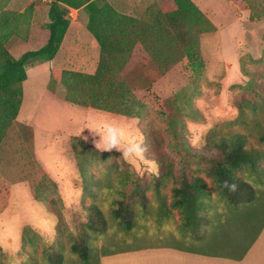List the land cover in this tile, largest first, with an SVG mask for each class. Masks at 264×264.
I'll list each match as a JSON object with an SVG mask.
<instances>
[{
  "label": "rangeland",
  "instance_id": "374dc122",
  "mask_svg": "<svg viewBox=\"0 0 264 264\" xmlns=\"http://www.w3.org/2000/svg\"><path fill=\"white\" fill-rule=\"evenodd\" d=\"M192 1L215 28L214 32L199 37L202 69L193 71L187 60L182 59L155 80L156 72L149 61L132 59L117 75L125 82L131 97L143 103L141 119L70 106L60 92L49 90L47 64L27 69L23 103L0 145V264H48L44 252L51 246L62 255L61 264H96L101 253L157 244L203 253L235 254L257 234L264 220V142L259 140L264 131V106L254 108L251 104L259 105L255 94L264 85V0H238L242 10L230 0ZM23 2L25 5L27 0ZM162 2L135 0L116 4L128 14L146 20L143 16L147 9L155 11ZM17 31L13 41L28 36L25 24L21 23ZM84 35L92 39L87 30ZM93 51L99 55L98 47ZM242 70L255 74L252 84ZM148 85L149 91H145ZM169 98L172 110L167 117L172 121L183 119L184 136L194 153L201 152L210 136L218 139L234 134L245 135L247 148L262 152L256 171L248 168L238 173L254 189V200L238 208L230 207L220 195L216 182L205 173L206 164L197 163L196 157L187 159L190 169L207 183L210 194L206 215L211 220L201 231H182L178 211L169 207L175 181L170 175L164 178L160 175V162L166 165L169 156L174 161L171 168L177 169L181 157L174 150V141L165 133L168 122L158 109ZM241 103H246L242 123L235 120L236 107ZM189 106L200 112L201 119H192L186 112ZM24 125L31 128L33 140L30 129L21 128ZM142 132L161 135L163 146L159 150L163 160L156 158L152 142H145ZM74 136L100 151H115L112 158L89 170L92 182L86 191L83 189L86 182L80 177L71 151L70 139ZM126 170L140 179V189L147 198L146 208L139 200L127 198L131 186L128 181L123 183L122 172ZM45 175L57 184L58 190L46 193L55 202L54 209L60 215L58 222L34 199L35 188ZM90 193L94 198L89 197ZM122 198L133 203L135 223L130 231H125L112 215L115 201ZM162 199L166 200L170 217L158 213ZM90 203L101 210L106 229L96 236L86 230L90 256L84 262L71 252L70 246L76 241L77 228L87 223L83 209ZM25 227L39 235L36 247L22 245ZM55 229L61 234L57 235Z\"/></svg>",
  "mask_w": 264,
  "mask_h": 264
},
{
  "label": "trees",
  "instance_id": "16d2710c",
  "mask_svg": "<svg viewBox=\"0 0 264 264\" xmlns=\"http://www.w3.org/2000/svg\"><path fill=\"white\" fill-rule=\"evenodd\" d=\"M48 1L49 22L43 26L49 32L46 43L41 48L27 51L16 59L8 51V42L17 36L21 23L25 24L28 30L34 3L27 6L22 13H17L6 9L10 0H0V145L18 115L22 102V83L27 77L26 68L49 62L54 58L69 25L68 8L75 10L83 8L87 14L86 29L96 40L100 57L93 74L51 69L50 88L53 87L52 84H61L64 88L63 100L67 104L129 118L141 119L145 108L143 103L131 97L125 82L117 76L130 63L129 61L132 59L149 61L156 72L155 80L167 74L182 59H186L190 68L197 72L204 67L199 51V37L215 31L212 23L192 0H163L155 11L147 9V16H143L146 20L121 14L106 0ZM230 2L242 10V4L238 0ZM242 73L249 77V84H252L255 74L244 70ZM151 83L153 84V81ZM150 86H146L145 91H149ZM255 96L259 100V105L251 104V107H263L264 85L263 90ZM170 98L176 99L177 96ZM170 98L160 103L161 107L158 109L160 116L168 122L165 133L174 141V150L176 149V154L181 157L179 167L175 169V166L171 168L174 161L167 156L166 165H161V162L158 164L160 175L163 178L170 175L175 181V186L171 189L172 201L169 207L178 211L182 220V231H201L211 220V217L206 215L210 208V194L207 183L202 177L195 175L187 159L196 157L197 163L206 164L205 173L216 182L220 195L230 207L238 208L254 200L253 187L242 180L238 173L248 168L256 171L262 152L247 148L245 135L234 134L218 139H212L210 136L201 152L194 153L196 151H193L194 148L188 144L184 136L183 119L179 117L172 121L167 117V113L172 110L169 106ZM236 108L238 115L235 120L242 123L246 103L238 104ZM186 112L192 119H201L200 112L191 106L187 107ZM21 128L30 129L28 126ZM30 131L32 133L31 129ZM142 136L145 137V142H152L156 158L163 160V153L159 150L163 146L161 135L158 133L148 135L147 132H142ZM259 140L264 142V131L261 132ZM70 145L80 177L86 182L83 187L86 191L92 182L89 170L107 158H112L115 151H100L78 136L71 138ZM122 175L125 178L123 183L128 181L131 186L127 198L139 200L141 206L146 208L147 198L144 190L140 189V179L127 170L122 172ZM233 186L235 191L231 190ZM42 188L44 192L41 191ZM35 189V201L42 204L58 222L60 215L54 209L55 202L47 198L46 193L47 190H57L56 184L45 175ZM121 194L123 197L124 193ZM89 197L94 198L93 193H90ZM127 198L115 201L116 208L113 209L112 215L125 231H130L134 227L135 213L133 203L125 201ZM83 213L86 214L87 223L77 228L78 233L74 238L76 241L71 244L70 250L82 261L87 262L90 251L86 245L88 235L86 230H91L95 236L102 234L106 229V221L94 203L84 206ZM158 213L160 216L162 214L171 216L165 199L161 200ZM55 233L60 235L61 231L55 229ZM38 240L37 233L27 227L23 229L21 237L23 246L36 247ZM44 255L48 264L62 263V255L56 247L51 246Z\"/></svg>",
  "mask_w": 264,
  "mask_h": 264
},
{
  "label": "crops",
  "instance_id": "0c3cea01",
  "mask_svg": "<svg viewBox=\"0 0 264 264\" xmlns=\"http://www.w3.org/2000/svg\"><path fill=\"white\" fill-rule=\"evenodd\" d=\"M23 1L24 0H10L7 7L10 11L22 13L27 6L34 3L28 27V36H23L14 41L10 40L8 43V51L16 59L27 51H34L41 48L46 43L49 36L48 30L43 27L49 22V1L27 0L26 4L22 5L24 4ZM106 1L117 12L134 17L128 14L125 9L117 5L116 2L119 1L127 4L134 3L135 0ZM16 5H19L18 9H14V6ZM68 13H70L72 17L69 19V25L58 52L51 61L41 64H47L49 74L51 69H62L93 74L99 61L100 49L96 40L88 31L87 32L92 36V39L84 35V30H87V14L83 8L76 10L68 8ZM68 33L70 34L69 38ZM96 47L99 49V55L95 54L93 51ZM39 65L40 64H36L32 67H27L26 75L27 69ZM26 81L27 77L22 83L21 105L23 103L24 84ZM49 90L51 92L58 91L61 95H64V88L61 84H55L52 88H50L49 85ZM244 245L245 246H243L241 250L235 254L203 253L186 247L173 246L169 244L124 248L99 254L96 264H264V220L257 234L248 240V242Z\"/></svg>",
  "mask_w": 264,
  "mask_h": 264
},
{
  "label": "built area",
  "instance_id": "2783aa9c",
  "mask_svg": "<svg viewBox=\"0 0 264 264\" xmlns=\"http://www.w3.org/2000/svg\"><path fill=\"white\" fill-rule=\"evenodd\" d=\"M67 17H68V19H70L72 16L70 13H67Z\"/></svg>",
  "mask_w": 264,
  "mask_h": 264
},
{
  "label": "clouds",
  "instance_id": "9594fccd",
  "mask_svg": "<svg viewBox=\"0 0 264 264\" xmlns=\"http://www.w3.org/2000/svg\"><path fill=\"white\" fill-rule=\"evenodd\" d=\"M231 190H232V191H235V186H233Z\"/></svg>",
  "mask_w": 264,
  "mask_h": 264
}]
</instances>
